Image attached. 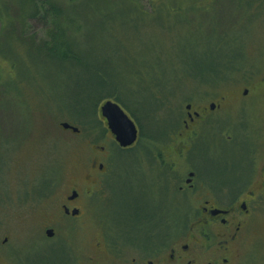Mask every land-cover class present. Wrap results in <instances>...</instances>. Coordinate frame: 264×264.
<instances>
[{"label": "rangeland", "instance_id": "rangeland-1", "mask_svg": "<svg viewBox=\"0 0 264 264\" xmlns=\"http://www.w3.org/2000/svg\"><path fill=\"white\" fill-rule=\"evenodd\" d=\"M226 56L238 61L219 81L193 78L205 60ZM105 79L140 135L131 149L115 145L98 109L78 113ZM215 96L226 98L232 128L222 123L225 140L215 149L193 141L184 155L198 177L232 193L247 176L246 143L264 135V0H0V239L20 243L10 252L29 249L27 228L38 220L32 208H59L72 183L86 180L88 160L106 150L112 169L102 192L84 203L95 209H85L75 237L91 240L103 220L121 241L140 244L149 230H163L159 221L185 219L190 209L167 185L169 159L177 163L175 179L180 159L156 158L166 155L168 139L159 147L149 141L173 127L186 102ZM253 228L264 237V219Z\"/></svg>", "mask_w": 264, "mask_h": 264}, {"label": "flooded vegetation", "instance_id": "flooded-vegetation-1", "mask_svg": "<svg viewBox=\"0 0 264 264\" xmlns=\"http://www.w3.org/2000/svg\"><path fill=\"white\" fill-rule=\"evenodd\" d=\"M244 91L243 96L246 94ZM105 101L97 105L96 113L97 109L100 112ZM241 104L244 106L246 103ZM228 105L224 96H215L204 103L186 102L173 127L162 137L149 141L159 147L161 139H168L169 143L164 146L166 155L158 152L156 158L163 153L167 158L176 156L180 159L178 167L182 166L183 172L175 179L177 163L168 158L170 177H167V185L181 199L182 207L190 209L188 215L186 211L185 219L171 221L170 224L158 220L161 225H156L163 230H149L148 240L140 244L134 240L121 241L115 227L107 222L105 225L103 220L98 222L97 233L94 232L91 240L85 242L75 237L85 225V209H95L83 208L84 203L90 202L92 194L102 192L100 186L105 184L112 169L106 150L104 154H97L100 158L88 160L86 180L72 183L59 208H32L31 213L38 218L34 223H38L34 225L32 222L27 228L28 242L24 243L29 244V249L23 251L18 247L15 252H10L13 244L20 243H13L14 237L10 236L0 239V264H264V237L262 231L260 235L253 228L256 219H264V135L255 136L254 146L246 143L247 176L232 193L226 184L214 185L209 178L198 177L194 166H189L184 155L193 141H204L208 150L215 149L219 142L225 140L221 125L224 123L229 128L234 121L231 116L225 117L230 114ZM99 116L114 139L101 112ZM155 122L159 124L158 120ZM228 135L226 140H229ZM139 137L137 134V140L127 147H121L115 139L114 143L121 149H131ZM151 185L157 187L159 179L155 178ZM191 199L196 204H191ZM43 248H46L45 255L51 250L48 258L36 254L33 261L29 259L31 254Z\"/></svg>", "mask_w": 264, "mask_h": 264}, {"label": "trees", "instance_id": "trees-1", "mask_svg": "<svg viewBox=\"0 0 264 264\" xmlns=\"http://www.w3.org/2000/svg\"><path fill=\"white\" fill-rule=\"evenodd\" d=\"M193 7L194 4L192 3ZM55 34H50V36H52L51 38L54 37ZM54 39V38H53ZM66 57V54H65ZM240 60V58H239ZM80 62H82L81 60H79ZM238 60L234 61L233 58L226 56V58L223 60V62H219L218 60L214 59V58H208L207 60H205L204 65L201 66L200 68H204V70H202V72H200L197 76L194 74V76L190 73V75L193 76V78H196L197 81H200L202 83L205 84H211V81L214 80L213 82H217L219 81V79H221V76L224 74V72L226 70H228L229 68H231L232 66H234L233 62H237ZM88 69V68H86ZM108 78V77H107ZM94 88H92V92L95 93V98L94 100H92V104L88 106V103H84L81 102V107L82 110H79L78 113H84V109L87 107V113L89 114H96V107L98 105L99 102H103V100H114L111 99V97H113L114 95L112 94V92L114 91L116 85L112 84L110 82V79H105V80H99L96 83L93 84ZM106 86V87H102V86ZM108 85V87H107ZM115 86V87H114ZM107 92V93H106ZM77 96V95H76ZM90 96V94H89ZM85 99H81V101H84ZM91 101V99H90ZM100 104V103H99ZM87 105V106H86ZM61 128H63L61 126ZM152 141V138H150Z\"/></svg>", "mask_w": 264, "mask_h": 264}, {"label": "water", "instance_id": "water-1", "mask_svg": "<svg viewBox=\"0 0 264 264\" xmlns=\"http://www.w3.org/2000/svg\"><path fill=\"white\" fill-rule=\"evenodd\" d=\"M246 93V90L244 91ZM101 115L106 119L107 126L114 135L115 141L121 147L132 145L137 140V128L133 120H131L124 110L111 100H107L100 107ZM64 129H70L78 132V128L69 123H61Z\"/></svg>", "mask_w": 264, "mask_h": 264}]
</instances>
